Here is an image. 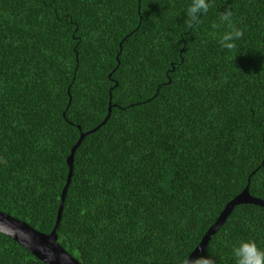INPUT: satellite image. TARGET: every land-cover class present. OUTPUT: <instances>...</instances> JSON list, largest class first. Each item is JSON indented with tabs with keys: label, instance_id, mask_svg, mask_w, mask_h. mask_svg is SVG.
Returning a JSON list of instances; mask_svg holds the SVG:
<instances>
[{
	"label": "trees",
	"instance_id": "1",
	"mask_svg": "<svg viewBox=\"0 0 264 264\" xmlns=\"http://www.w3.org/2000/svg\"><path fill=\"white\" fill-rule=\"evenodd\" d=\"M208 2L186 32L191 0H0V211L50 231L108 94L55 228L79 263L182 264L246 184L264 200V0ZM226 7L234 51L207 36ZM242 239L264 250V208L196 257L235 264ZM0 264L44 263L0 233Z\"/></svg>",
	"mask_w": 264,
	"mask_h": 264
},
{
	"label": "water",
	"instance_id": "2",
	"mask_svg": "<svg viewBox=\"0 0 264 264\" xmlns=\"http://www.w3.org/2000/svg\"><path fill=\"white\" fill-rule=\"evenodd\" d=\"M115 84L116 83H114V85ZM109 99L110 96L108 94V102H107L108 104H107L106 114L102 119V121L100 122V124L104 123V121L107 119L109 115L110 107H111ZM100 124H98L97 126L86 132L80 133L76 142L70 147L69 154L65 158V163L67 165V172H66L64 184L61 188L59 195V205L56 209L55 221L48 233L39 232L34 228H32L31 226H29L28 224H26L24 221H21L17 218H14L0 211V233L10 237L12 240L17 242L20 246L25 248L30 254H32L34 257H36L44 264H81L77 260H75L71 255H69L63 248H61L59 244L56 242L55 228L60 218V212L63 207L64 194L71 176V169H72L71 162H72L73 151L80 142L81 138L86 133L91 132L94 129H97ZM241 203L255 204L264 208V200L251 196L248 193L247 184H246L238 194H236L223 206L222 210L219 212L216 219L205 230V232L197 242L196 246L188 254L187 258L189 257L190 259H193L199 254V252L207 243L209 236L218 228L219 225L222 224V222L224 221L228 213L231 211V209L234 206ZM49 254H51V258Z\"/></svg>",
	"mask_w": 264,
	"mask_h": 264
},
{
	"label": "clouds",
	"instance_id": "3",
	"mask_svg": "<svg viewBox=\"0 0 264 264\" xmlns=\"http://www.w3.org/2000/svg\"><path fill=\"white\" fill-rule=\"evenodd\" d=\"M211 7L208 0H191L185 9L186 19L184 20L185 31L189 32L198 27L201 23V16L206 15ZM233 12L230 7L221 11L218 20L211 24V30L207 36L215 40L220 48L234 51L237 49V41L243 36V31L233 22ZM223 28V31L220 29ZM51 258V254H49ZM232 256L235 264H264V250L257 247L253 240H240L232 245ZM182 264H216L211 257L199 256L193 259L185 258Z\"/></svg>",
	"mask_w": 264,
	"mask_h": 264
}]
</instances>
